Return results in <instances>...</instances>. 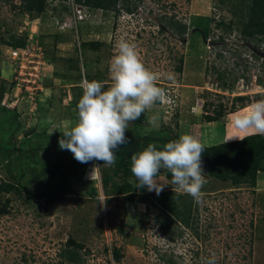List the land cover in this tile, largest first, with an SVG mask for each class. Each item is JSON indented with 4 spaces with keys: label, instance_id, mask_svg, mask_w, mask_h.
Wrapping results in <instances>:
<instances>
[{
    "label": "rangeland",
    "instance_id": "obj_1",
    "mask_svg": "<svg viewBox=\"0 0 264 264\" xmlns=\"http://www.w3.org/2000/svg\"><path fill=\"white\" fill-rule=\"evenodd\" d=\"M124 1L107 13L73 0L48 1L47 10L36 17L18 7L20 0H0V107L18 115L21 129L14 142L28 130L60 133L64 121H74L79 100L73 89H82V82L92 76L111 83V58L121 38L137 45L143 62L160 75L159 86L168 95L143 113L140 128L135 130L132 122L129 130L146 134L163 128L170 136L199 137L204 111L222 110L228 120L264 99V38H244L235 24L229 30L219 26L235 21L233 2ZM171 18L187 25L184 37L166 26ZM12 36L25 38V45L34 50L25 71L38 74L37 78L22 76L18 62L9 58L6 42ZM90 42H98L99 48L84 47ZM169 74L173 79H168ZM27 80L36 81L28 86ZM238 96L245 99L235 102ZM157 114L154 127L148 121ZM50 158L56 162L59 153ZM6 175L0 164V181ZM101 177L80 180L70 194L47 207L44 201H39L41 207L35 200L25 201V195L0 193V204L10 200L9 213L0 215V264H68L61 253L70 240L82 246L79 264H166L169 260L205 264L213 256L216 264H264V182L250 188L206 178L202 197L194 199L159 175L160 192L182 196L174 195L177 203L185 202L184 209L192 204L190 228L170 215L174 232L166 235L156 219L165 218V211L142 203L139 193L133 200L123 194L107 196ZM115 181L122 183V179ZM30 188L43 190V181L31 182Z\"/></svg>",
    "mask_w": 264,
    "mask_h": 264
},
{
    "label": "trees",
    "instance_id": "obj_2",
    "mask_svg": "<svg viewBox=\"0 0 264 264\" xmlns=\"http://www.w3.org/2000/svg\"><path fill=\"white\" fill-rule=\"evenodd\" d=\"M48 1H58L63 4L67 0H20L21 4L18 7L28 14L40 17L47 10ZM118 1L73 0L76 5L86 6L92 10L99 9L104 13L111 11V9L115 10ZM227 1L233 2L231 6L235 21L227 25L220 23L219 26H224L229 30L231 24H235L242 37L257 41L262 40L264 38V0ZM13 7L15 8V6ZM127 11H129L128 8ZM166 26L180 38L185 36L188 29L186 24H182L174 20V18L166 22ZM25 42V38L16 39L12 36L6 42V45L18 48L24 47ZM84 47L97 49L99 48V43L90 42L89 44H84ZM181 63L182 60H180V65L177 68L178 71L182 70ZM91 80L93 79H89V81ZM73 96L78 100L81 98L82 89L79 86L73 89ZM244 99L243 96H238L233 100L236 102ZM0 111L3 114V116H0V164L4 167L7 174L6 178L0 181V193L6 195L14 193L19 197L25 195V201L35 200L40 207L42 204L39 201H44L47 207L51 202H56L62 196L70 194L72 187L82 180L85 167L92 164L94 160L89 163H79L74 159L70 151L61 150L58 145L61 133H56L52 136L43 132L32 133V130H28L25 132L24 138L18 143L14 142L13 136L21 129L18 115L16 112L1 107ZM208 113L210 115L205 118L207 121L219 120L223 115L222 110L208 111ZM142 118L143 113L139 119L134 121L135 130L136 127L140 128ZM135 130L128 129L126 131L128 142L114 150L116 163L113 166L106 167L101 161H96L100 167L105 194L107 196L123 194L126 195L128 200H133L135 194L139 193L142 203H150L153 208L165 211V218L159 220L157 217L156 219L160 229L166 235H171L174 232L171 228V221L173 220H171L170 215L178 219L185 227L190 228L191 203L184 209L185 202L177 203L175 200V197L178 199L181 197L182 199V196L174 194V197L172 192H160L159 195L156 192L146 194V188H135L137 181L130 170L131 156L133 154L153 142L157 144L159 150L164 143L175 140L178 136L176 134L170 136L168 131L163 128L147 134H141ZM204 148L202 157L210 167V178L236 187L240 185H247L250 188L256 187L258 174L264 172V135H248L240 140ZM55 152L59 153V159L51 163L50 156L55 154ZM115 179H122V183L117 184ZM37 180L43 181L44 184V189L39 192L30 188V183ZM110 183L113 185L108 190L107 187ZM164 194L168 197L163 198ZM9 203L10 200L7 199L3 204H0V215L9 213ZM81 248L82 246L70 240L66 245V249L61 253L63 261L68 264H79L82 260L79 252ZM114 256L116 260L120 259V254L116 250ZM166 264L173 263L169 260Z\"/></svg>",
    "mask_w": 264,
    "mask_h": 264
},
{
    "label": "clouds",
    "instance_id": "obj_3",
    "mask_svg": "<svg viewBox=\"0 0 264 264\" xmlns=\"http://www.w3.org/2000/svg\"><path fill=\"white\" fill-rule=\"evenodd\" d=\"M117 49L110 63L111 83L85 79L76 105L77 118L64 121L59 131V148L70 151L79 163L96 160L106 167L113 166L114 150L128 142L126 131L130 124L158 102L168 99L165 88L159 86L160 75L145 65L134 42L121 38ZM168 79L173 76L169 74ZM158 119V114L153 115L148 122L157 127ZM232 125L240 132L264 135V99L252 103L243 114L235 115ZM233 138L236 137L228 140ZM204 150L201 140L191 133H182L159 150L156 143H149L131 156L135 188H146L159 195L163 186L157 177L161 170H166L178 190L200 199L207 183L201 160ZM205 264H216L215 257Z\"/></svg>",
    "mask_w": 264,
    "mask_h": 264
},
{
    "label": "crops",
    "instance_id": "obj_4",
    "mask_svg": "<svg viewBox=\"0 0 264 264\" xmlns=\"http://www.w3.org/2000/svg\"><path fill=\"white\" fill-rule=\"evenodd\" d=\"M91 79H94L93 76L91 77ZM194 85H196V84H194ZM189 87H194V86L190 85ZM201 107H200V109H201ZM248 109H249V107L247 108V110ZM197 110H199V109L197 108ZM242 113H244V112H240V114H242ZM207 115H210V113L204 111L201 115L202 123L198 124V129L200 131V136L198 138L201 140L204 147H210V146L219 145L222 143H229V142H232L235 140H240L241 138L248 136V135H254L251 132L244 133V132H240L237 129H235L232 125V120H233L234 116H232V118L229 117L228 120H225L224 117H221V119L216 120V121H207V120H205ZM158 129H160V128L153 129L151 131H156ZM50 135L53 136V135H55V133L50 134ZM231 137H236L237 139L233 138V139L228 140ZM206 178L218 181L214 178H210L209 176H207ZM262 182H264V172H261L258 174L256 187H258L260 185V183H262Z\"/></svg>",
    "mask_w": 264,
    "mask_h": 264
},
{
    "label": "built area",
    "instance_id": "obj_5",
    "mask_svg": "<svg viewBox=\"0 0 264 264\" xmlns=\"http://www.w3.org/2000/svg\"><path fill=\"white\" fill-rule=\"evenodd\" d=\"M31 51L33 52L34 50L29 46V45H25L24 47H18V48H12L10 47L8 50V55L9 58L12 59L13 61L18 62V66L17 68L19 69V73L22 74V76L26 75L27 72L25 71L27 69L26 63L28 62V64L31 62L30 61V57L33 55V53H31ZM33 63V62H32ZM34 71H37V67H33ZM30 78L35 77L37 78L38 74H32V73H28L27 74ZM36 80H27L26 85H28L29 83L34 84ZM29 86V85H28ZM28 88V87H27ZM37 89V88H35ZM98 163L96 162V160H94V162L88 166L85 167V171H84V180L87 182H91V181H96L99 179V166L97 165ZM94 165H97L96 167H94Z\"/></svg>",
    "mask_w": 264,
    "mask_h": 264
},
{
    "label": "water",
    "instance_id": "obj_6",
    "mask_svg": "<svg viewBox=\"0 0 264 264\" xmlns=\"http://www.w3.org/2000/svg\"><path fill=\"white\" fill-rule=\"evenodd\" d=\"M264 55V54H263ZM201 160H202V167L204 170V173L209 176V172H210V167L208 165V163L204 160V158L201 156ZM164 174V178L166 181L171 182V173L167 172L166 170L161 171V174Z\"/></svg>",
    "mask_w": 264,
    "mask_h": 264
},
{
    "label": "flooded vegetation",
    "instance_id": "obj_7",
    "mask_svg": "<svg viewBox=\"0 0 264 264\" xmlns=\"http://www.w3.org/2000/svg\"><path fill=\"white\" fill-rule=\"evenodd\" d=\"M161 171H163V170H161ZM162 176H164V174L162 173ZM175 185L173 184V186H171L172 188H176V186L174 187Z\"/></svg>",
    "mask_w": 264,
    "mask_h": 264
}]
</instances>
